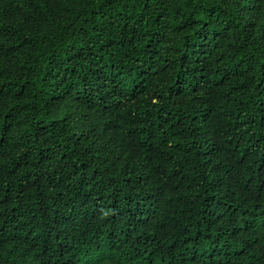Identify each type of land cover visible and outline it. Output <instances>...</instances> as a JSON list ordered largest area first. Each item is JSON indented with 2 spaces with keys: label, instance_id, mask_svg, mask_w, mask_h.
<instances>
[{
  "label": "trees",
  "instance_id": "16d2710c",
  "mask_svg": "<svg viewBox=\"0 0 264 264\" xmlns=\"http://www.w3.org/2000/svg\"><path fill=\"white\" fill-rule=\"evenodd\" d=\"M0 264H264V0H0Z\"/></svg>",
  "mask_w": 264,
  "mask_h": 264
}]
</instances>
